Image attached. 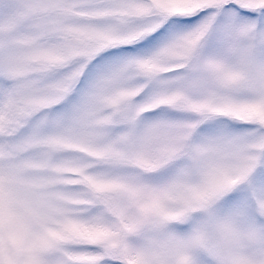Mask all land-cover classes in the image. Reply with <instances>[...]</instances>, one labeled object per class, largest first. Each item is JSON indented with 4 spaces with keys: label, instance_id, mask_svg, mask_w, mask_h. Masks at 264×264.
<instances>
[{
    "label": "snow or ice",
    "instance_id": "snow-or-ice-1",
    "mask_svg": "<svg viewBox=\"0 0 264 264\" xmlns=\"http://www.w3.org/2000/svg\"><path fill=\"white\" fill-rule=\"evenodd\" d=\"M0 264H264V0H0Z\"/></svg>",
    "mask_w": 264,
    "mask_h": 264
}]
</instances>
